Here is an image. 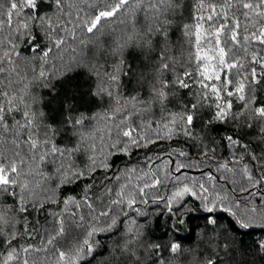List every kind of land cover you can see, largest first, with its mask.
Instances as JSON below:
<instances>
[{
	"label": "trees",
	"instance_id": "16d2710c",
	"mask_svg": "<svg viewBox=\"0 0 264 264\" xmlns=\"http://www.w3.org/2000/svg\"><path fill=\"white\" fill-rule=\"evenodd\" d=\"M0 264H264V0H0Z\"/></svg>",
	"mask_w": 264,
	"mask_h": 264
},
{
	"label": "rangeland",
	"instance_id": "374dc122",
	"mask_svg": "<svg viewBox=\"0 0 264 264\" xmlns=\"http://www.w3.org/2000/svg\"><path fill=\"white\" fill-rule=\"evenodd\" d=\"M127 135H128V136H131V134H130V133H128ZM2 179H3V181H5V180H6V177H4V176H3V178H2Z\"/></svg>",
	"mask_w": 264,
	"mask_h": 264
},
{
	"label": "water",
	"instance_id": "95a60500",
	"mask_svg": "<svg viewBox=\"0 0 264 264\" xmlns=\"http://www.w3.org/2000/svg\"><path fill=\"white\" fill-rule=\"evenodd\" d=\"M184 170V169H181V171Z\"/></svg>",
	"mask_w": 264,
	"mask_h": 264
}]
</instances>
